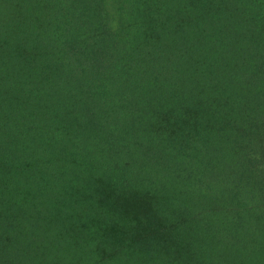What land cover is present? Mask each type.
Instances as JSON below:
<instances>
[{
	"label": "trees",
	"instance_id": "1",
	"mask_svg": "<svg viewBox=\"0 0 264 264\" xmlns=\"http://www.w3.org/2000/svg\"><path fill=\"white\" fill-rule=\"evenodd\" d=\"M0 264H264V0H0Z\"/></svg>",
	"mask_w": 264,
	"mask_h": 264
}]
</instances>
